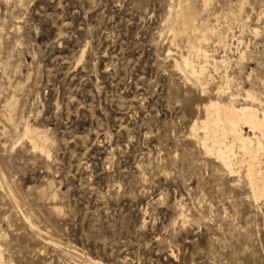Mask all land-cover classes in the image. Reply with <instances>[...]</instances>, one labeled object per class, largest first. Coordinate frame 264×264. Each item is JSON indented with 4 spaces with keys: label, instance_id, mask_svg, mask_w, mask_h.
<instances>
[{
    "label": "rangeland",
    "instance_id": "374dc122",
    "mask_svg": "<svg viewBox=\"0 0 264 264\" xmlns=\"http://www.w3.org/2000/svg\"><path fill=\"white\" fill-rule=\"evenodd\" d=\"M189 6L199 80L176 64ZM246 92L264 106V0H0L4 264H264L247 164L193 130Z\"/></svg>",
    "mask_w": 264,
    "mask_h": 264
},
{
    "label": "bare ground",
    "instance_id": "6f19581e",
    "mask_svg": "<svg viewBox=\"0 0 264 264\" xmlns=\"http://www.w3.org/2000/svg\"><path fill=\"white\" fill-rule=\"evenodd\" d=\"M186 12L189 14V17H187V13H183L179 16L176 22L178 27L173 28L176 31L174 36L177 37L178 35L185 34L188 42L192 44V46L190 45L188 56H182L181 62L176 64L187 76L199 80L206 72L207 67L203 65V62L202 64L196 63L197 65H195L191 55L192 57L197 56L199 60L200 58H204L206 61L209 60L210 55L208 51H205L203 48L204 42L207 41V36L198 34V28L195 25L194 19L190 16L193 12V8L189 6ZM204 30L206 31V28H204ZM213 62L217 64L215 61ZM201 82L202 81H200V83ZM218 92L222 93V88H219ZM245 101L251 102L252 105L237 106L233 102L224 103L218 100L210 101L209 104L205 106L206 118L201 123V127L198 128L196 123L193 130H202L203 137H199L201 145L207 153L216 155L230 173H233L235 170L233 168L234 159H232V155H234L236 151L242 155V162L246 163L248 167L247 176L249 177V183L253 190L254 199L259 201L264 198V178L260 177L262 174L260 171L263 169L262 164L264 160V106L258 96L251 92H246ZM256 104H259L260 107H255ZM245 129H250L253 136L248 135L244 131ZM25 137L31 140L34 149L42 147L44 136L37 133L35 130L29 127L25 128ZM41 150L44 151V148ZM4 263L3 251L0 246V264Z\"/></svg>",
    "mask_w": 264,
    "mask_h": 264
}]
</instances>
